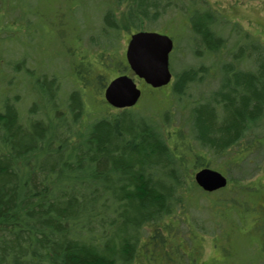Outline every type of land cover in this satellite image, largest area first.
<instances>
[{
    "label": "trees",
    "instance_id": "16d2710c",
    "mask_svg": "<svg viewBox=\"0 0 264 264\" xmlns=\"http://www.w3.org/2000/svg\"><path fill=\"white\" fill-rule=\"evenodd\" d=\"M67 1L74 3L63 20H78L84 51L79 59L67 54L71 73L50 92L35 75L40 60L3 55L12 25H30V14L19 0H0V264H157L156 250L170 264H200L204 251L187 253L168 235L183 233L175 223L202 199L199 219L208 215L214 228L192 215L188 222L204 233L215 234L232 213L243 222L254 216L261 229L244 154H264L262 39L240 32L236 20L226 24L210 0ZM183 16L198 63L173 72L168 106H110L102 90L125 70L134 75L124 44L114 50V33L159 31ZM231 40L254 49L238 56ZM222 70L229 79L219 85ZM215 161L229 185L204 192L194 173Z\"/></svg>",
    "mask_w": 264,
    "mask_h": 264
},
{
    "label": "rangeland",
    "instance_id": "374dc122",
    "mask_svg": "<svg viewBox=\"0 0 264 264\" xmlns=\"http://www.w3.org/2000/svg\"><path fill=\"white\" fill-rule=\"evenodd\" d=\"M12 1L5 2L2 0V6H5L3 3L10 5ZM210 1L215 6L219 5L223 7L224 12L222 13L229 17L226 20V24L232 26V23L236 20L238 24L241 25L240 32L246 33L245 31L248 30L252 35L260 37L264 42V0ZM19 3H25L26 11L30 14L28 16L30 25H26V23L18 25L19 27L12 25V31L15 33L14 35L11 34V39L5 44L11 54L6 50L3 55L7 57V59L13 55L14 61H20L23 57L27 56L29 60L31 56L40 60V66L34 64L33 68L35 75L41 72L44 75L41 87L46 91L52 92L54 84H57V88L58 85L61 88L66 78L64 75L71 73L70 67H68V63H66L67 54L72 58L79 59V56L82 55L84 51L82 49L84 36L82 35L81 29H77L80 27L78 20L75 18L71 23H68V25V19L66 21L65 19L63 20L64 14L68 12L71 13V7L74 2L67 0L66 3H64L63 0H19ZM58 13L60 14L57 16ZM79 13L81 15L83 11L80 10ZM32 14L35 16L34 18ZM95 14H97V12H95ZM173 14H170L168 18ZM94 19L95 17L88 23L92 22ZM188 25L190 24H188V21L183 16L180 17L177 22H174V24L171 23L170 26L166 25L165 28L162 27V29L159 30L161 33L171 36L175 41V48L170 57L171 70L174 73H181L188 65L198 63V58L195 57L198 54V49L194 48L193 38L191 36V31L187 27ZM127 34L126 28H122L113 35L118 43L116 47H114V50H119L118 53H121V48L124 44L122 48L123 55H125L126 47L130 39L127 38ZM1 35L7 36L8 32L1 33ZM237 35V31H235L232 38L235 39ZM232 43L238 47V56L241 55L240 52L242 49H254L252 46H243L237 43V40L232 41ZM86 62L87 60H84L82 63ZM28 63L30 64V62ZM206 63L209 64L210 61H206ZM247 63L249 67L252 61ZM96 67L97 64L94 65V68ZM209 72L213 71L210 70ZM124 73L130 74L127 70H125ZM239 73V71L237 73L235 72V79L240 76ZM228 79L229 76L222 70L221 76H219L216 82L219 83V85L220 82H222L224 85L228 82ZM174 80L168 87L164 86L163 89L153 91L151 87H148L144 82L140 83L137 80L139 86L144 90V95L138 103L141 104L140 107H167L169 102L164 99ZM205 82H210V80H205ZM212 85L213 84H211V86ZM102 96L104 97V90H102ZM219 163L223 164L224 160L222 159ZM219 163L215 161L214 168L223 172L224 168L216 165ZM262 166H264V160ZM258 167L260 168V165H258ZM260 171L261 168L259 169V172ZM253 173H255V171H253ZM252 179V182L255 183L257 179H259V182L250 187V195L256 196L254 204L261 207L264 203V167L262 172L255 175ZM261 192L262 194H260ZM248 200L254 202L253 199L248 198ZM203 202L204 199H202L197 206H193L187 212L185 220L182 219L180 223H175L174 230L176 228H181L184 231L182 234H176L174 237H172L171 234L168 235L171 245H181L187 253L204 251L200 264H264V225H260L259 227L261 229H257L255 227L254 216L249 217L243 222L240 216L236 215V213H232V220H219L218 231L212 235V232H209V230H211L212 226L214 228L215 225H212L209 216L207 215V221L201 222L199 219L200 217L201 219L206 217L204 214L205 211L202 212L199 207ZM191 215L198 218L197 220L201 222L203 228H209V230H207L209 233H204L203 229L200 230L196 225H190V223H192L189 219ZM195 221L196 220H194V222ZM155 255V262L157 264H170L172 260V258L170 259L160 250H156ZM192 257L195 259L194 255H192ZM179 264L184 263L179 262Z\"/></svg>",
    "mask_w": 264,
    "mask_h": 264
},
{
    "label": "water",
    "instance_id": "95a60500",
    "mask_svg": "<svg viewBox=\"0 0 264 264\" xmlns=\"http://www.w3.org/2000/svg\"><path fill=\"white\" fill-rule=\"evenodd\" d=\"M171 36L157 31H137L127 44L126 58L134 74L154 88L168 85L173 73L170 55L174 49ZM136 78L128 74L119 75L106 86V101L115 108L135 106L142 96ZM196 183L207 192H213L228 185L229 179L221 171L204 166L194 174Z\"/></svg>",
    "mask_w": 264,
    "mask_h": 264
},
{
    "label": "flooded vegetation",
    "instance_id": "af4514ba",
    "mask_svg": "<svg viewBox=\"0 0 264 264\" xmlns=\"http://www.w3.org/2000/svg\"><path fill=\"white\" fill-rule=\"evenodd\" d=\"M244 155H247V166H246V171L248 174H251L250 176V179H249V182H250V185L253 186L254 184H256L257 182H259V179H257V182H252L253 181V177L255 175H258L259 173L262 172L263 170V167L262 166V163H263V160H264V156L263 154H244ZM258 165H260V168H261V171L259 172V167ZM237 169H239L238 171L240 172L242 169H245V166H239ZM253 171H255V173H253ZM255 174V175H254ZM262 194V192L260 193ZM263 199V198H262ZM263 206L264 204L261 206L263 212H264V209H263Z\"/></svg>",
    "mask_w": 264,
    "mask_h": 264
}]
</instances>
